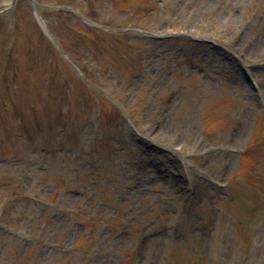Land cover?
<instances>
[{
	"label": "rangeland",
	"instance_id": "obj_1",
	"mask_svg": "<svg viewBox=\"0 0 264 264\" xmlns=\"http://www.w3.org/2000/svg\"><path fill=\"white\" fill-rule=\"evenodd\" d=\"M10 3L0 0V264H129L142 234L140 264H264V68L255 91L193 39L264 61V0ZM173 31L183 36H149ZM153 156L197 192L158 174Z\"/></svg>",
	"mask_w": 264,
	"mask_h": 264
},
{
	"label": "bare ground",
	"instance_id": "obj_2",
	"mask_svg": "<svg viewBox=\"0 0 264 264\" xmlns=\"http://www.w3.org/2000/svg\"><path fill=\"white\" fill-rule=\"evenodd\" d=\"M173 100H174V98H173ZM173 100H172V101H173ZM147 164H148V163H147ZM150 172H152V170H150Z\"/></svg>",
	"mask_w": 264,
	"mask_h": 264
}]
</instances>
